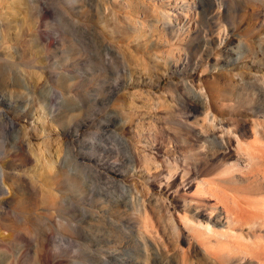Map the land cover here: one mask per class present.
Listing matches in <instances>:
<instances>
[{"label": "rangeland", "instance_id": "1", "mask_svg": "<svg viewBox=\"0 0 264 264\" xmlns=\"http://www.w3.org/2000/svg\"><path fill=\"white\" fill-rule=\"evenodd\" d=\"M255 143L264 0H0V264H264Z\"/></svg>", "mask_w": 264, "mask_h": 264}, {"label": "bare ground", "instance_id": "2", "mask_svg": "<svg viewBox=\"0 0 264 264\" xmlns=\"http://www.w3.org/2000/svg\"><path fill=\"white\" fill-rule=\"evenodd\" d=\"M213 119L215 120V118H212V120ZM236 139H237V142L240 143V140L237 137H236ZM245 150H246L245 151L246 155L249 159L253 160L256 164H258L259 162L263 163V164L261 163L262 165L257 168L258 171H263L264 170V166H263L264 165V147L260 144L258 145V143H255L254 148L251 149V145H249V147H247V149H245ZM42 151L40 152V156L45 158ZM48 162H52V161H50V159H49ZM173 175H174V173H171L168 177H173ZM207 189L210 190V187ZM257 190H258V187H256V190L253 189V192L255 191V193H256ZM246 191H248V190H246ZM246 191L244 190L245 193H246ZM253 192L250 193L249 195L254 194ZM51 196H52L51 193L47 194L48 198L49 197L51 198ZM200 216L202 217L201 219L200 218L193 219L192 217H189L187 215L178 217L180 224H182L188 230L197 234L195 239L201 238L202 236H209V235L214 234L215 233L214 223H218V220H216V219L212 220L211 216L209 214L201 213ZM211 223H213V225H211ZM151 237H152L151 233L146 234L145 235L146 241L148 242L149 240H151L152 239ZM198 241H200V239ZM208 241H209V239H208ZM203 242L206 243V241H203ZM153 247H156V246H153ZM146 250H147V252H146L145 256H146V258H149L150 252H149L148 248H146Z\"/></svg>", "mask_w": 264, "mask_h": 264}]
</instances>
